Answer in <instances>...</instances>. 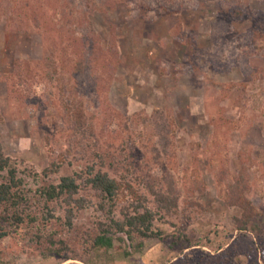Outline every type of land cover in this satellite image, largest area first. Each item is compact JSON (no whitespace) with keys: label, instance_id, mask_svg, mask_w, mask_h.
Instances as JSON below:
<instances>
[{"label":"rangeland","instance_id":"rangeland-1","mask_svg":"<svg viewBox=\"0 0 264 264\" xmlns=\"http://www.w3.org/2000/svg\"><path fill=\"white\" fill-rule=\"evenodd\" d=\"M2 8L4 153L37 172L59 164L46 181L103 162L122 184L110 213L82 187L75 196L84 206L74 210L71 227L46 221L44 232H53L55 246L64 241L66 257L44 256L45 240L25 244L34 225L0 240L3 254H18V264H109L87 250L99 224L121 218L131 203L155 208L153 191L173 189L179 205L157 214L156 225L168 241L175 232L168 222L175 223L193 245L175 250L147 237L125 256L127 242L116 241L112 264H181L185 256L193 264L225 249L221 259L264 264V228L259 235L236 228L239 209L227 202L226 186L239 175L248 183L245 194L264 226V38L252 40V19L264 31V0H11ZM88 29L103 48L118 46L112 65L99 61L88 70L73 52L88 41ZM72 112L83 118L84 134ZM61 202L49 205L56 216Z\"/></svg>","mask_w":264,"mask_h":264},{"label":"trees","instance_id":"trees-1","mask_svg":"<svg viewBox=\"0 0 264 264\" xmlns=\"http://www.w3.org/2000/svg\"><path fill=\"white\" fill-rule=\"evenodd\" d=\"M0 4H3L4 9L9 8L11 6V0H5V2L0 0ZM2 12L4 13L5 10H2ZM237 14L241 16L242 12L238 10ZM260 19L264 20L263 16H260ZM256 22L257 20L252 19V24L255 26V29L252 31V40L264 38V31L256 29L258 27ZM85 37L88 41H83V44L74 45L73 52L83 56L88 65L87 69H90V66L93 69L94 65L99 61L112 65L115 58L109 57V55L110 53L117 54L116 50H118V46L110 42L108 48H103L100 45V38L97 32L91 29L87 30ZM59 62L62 65L61 60ZM95 84L97 82H94ZM71 115L69 119H72V123L75 122L78 129H80V133L84 134L85 131H88L87 127L84 126V121L81 116L73 114V112ZM96 155L98 158H101L99 152ZM102 163L100 162L99 166L93 163L86 166L80 172L73 171L72 173L58 176L54 181H46L52 175L58 173L59 164L52 161L42 171L37 172L29 169L23 160H17L4 153L0 144V240L9 235L18 239V228L21 225H34L36 232L32 231L31 236L27 238L25 244H32L34 241L39 243V241L45 240L48 242V245L44 247V256L58 255L63 258L66 257L62 254L63 252L61 253L62 249L67 248L64 241L60 240L58 242L59 246H55L57 241L53 239V232H44V227L47 225L46 221L50 218H56L57 220L63 219L62 223L67 227H71L74 210L84 206V198L82 196H75L82 187L93 190L100 198L101 203L108 205V209L105 211L112 212L114 201L122 184L119 179L110 175L108 171L100 167ZM240 177L239 175L234 180H228L226 184L227 202L231 206L239 209V214L233 218V221L238 230L249 231L259 235L264 226L258 220V211L255 205L245 194L244 190H246L245 188H247L248 183H242ZM40 179H43L45 183L41 184ZM126 187L137 198L145 197L144 194L137 195L132 185L127 183ZM170 191H172V194L168 190L166 193L160 189L153 191L156 200L155 208H150L147 205L143 206L141 202L131 203L130 206L121 208V218L108 216L107 222L99 224L87 250H90L98 256L105 257L106 263L112 264L113 259L108 251L110 249H120L116 247V241L127 242L122 249L123 255L125 256L131 254V251H139L143 243V238L156 237L161 241H166L163 229L156 224L157 221H161L160 217H165L163 213H168L172 207H178L179 205V196L174 193L173 189H170ZM60 201H63L61 203L66 205L62 208V215L56 216L49 205L51 203H60ZM157 214H161L162 216L157 217ZM186 217H188V214H186ZM168 223L174 228L175 232L165 242L167 247L182 250L193 245L194 240L191 235L185 230L178 228L175 223ZM40 224L42 225L40 226ZM117 232L124 233V236H115ZM128 246L132 247L131 250L127 249ZM227 252L228 250L225 249L218 256L201 254L193 264H237L234 261L230 262L227 259L220 258L223 253ZM17 257L18 254L16 256L15 253L5 255L0 249V264H18L15 260ZM187 258L185 256L181 260V264H188ZM87 263L96 264L92 260H89Z\"/></svg>","mask_w":264,"mask_h":264}]
</instances>
